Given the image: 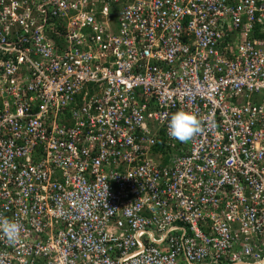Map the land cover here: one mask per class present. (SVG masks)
I'll use <instances>...</instances> for the list:
<instances>
[{"label": "built area", "instance_id": "1", "mask_svg": "<svg viewBox=\"0 0 264 264\" xmlns=\"http://www.w3.org/2000/svg\"><path fill=\"white\" fill-rule=\"evenodd\" d=\"M4 218L0 264H264V0H0Z\"/></svg>", "mask_w": 264, "mask_h": 264}, {"label": "clouds", "instance_id": "2", "mask_svg": "<svg viewBox=\"0 0 264 264\" xmlns=\"http://www.w3.org/2000/svg\"><path fill=\"white\" fill-rule=\"evenodd\" d=\"M203 121L197 112L189 109H178L168 121L170 136L178 141L187 142L193 136L201 132ZM22 233V224L15 218L0 220V234L6 238L9 244L15 245Z\"/></svg>", "mask_w": 264, "mask_h": 264}]
</instances>
